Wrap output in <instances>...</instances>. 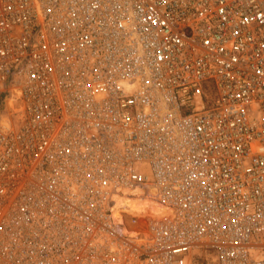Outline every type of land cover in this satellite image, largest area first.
I'll return each mask as SVG.
<instances>
[{
  "label": "built area",
  "instance_id": "2783aa9c",
  "mask_svg": "<svg viewBox=\"0 0 264 264\" xmlns=\"http://www.w3.org/2000/svg\"><path fill=\"white\" fill-rule=\"evenodd\" d=\"M0 264H264V0H0Z\"/></svg>",
  "mask_w": 264,
  "mask_h": 264
},
{
  "label": "bare ground",
  "instance_id": "6f19581e",
  "mask_svg": "<svg viewBox=\"0 0 264 264\" xmlns=\"http://www.w3.org/2000/svg\"><path fill=\"white\" fill-rule=\"evenodd\" d=\"M6 105H7L6 107L10 109L12 106L11 100H7ZM140 206H141L140 202H133L132 206L128 210V213L133 214V213L137 212L138 208ZM149 207H150V210L152 211V213H159V211H160L158 205L155 203H150Z\"/></svg>",
  "mask_w": 264,
  "mask_h": 264
}]
</instances>
